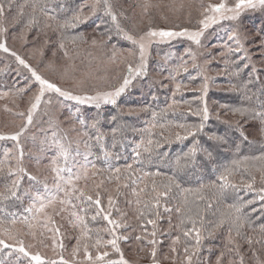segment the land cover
I'll return each instance as SVG.
<instances>
[{
  "label": "snow or ice",
  "instance_id": "obj_1",
  "mask_svg": "<svg viewBox=\"0 0 264 264\" xmlns=\"http://www.w3.org/2000/svg\"><path fill=\"white\" fill-rule=\"evenodd\" d=\"M139 7L137 23L134 10L130 14L118 0H0V53L13 58L17 77L0 90V101L13 105L5 110L16 117L11 130L0 131V141L13 142L0 157V264H132L121 248L129 240L147 251L150 264H264V30L258 42H249L240 26L245 12H264V0L201 3L192 28L158 27L149 11L155 6L144 0ZM187 20L193 21L191 11ZM90 21L91 36L76 31ZM214 25L222 26L228 42L218 52L202 51ZM10 40L32 47L23 55ZM174 40L190 45L168 69L172 102L160 111L145 105L105 117L106 107L120 109L118 101L136 83L148 81L153 101L158 97L152 86L169 88L149 79V61L154 45ZM85 57L87 70L79 71L76 61ZM213 63L223 65L215 76L209 74ZM182 74L200 83L177 80ZM218 77L229 78L221 90L240 97L239 106L219 104L223 113L210 109L207 99L210 87L220 88ZM186 90L199 93V106L184 102L198 122H165L181 107L175 96ZM86 109L95 114L86 115ZM137 111L150 112L147 127L121 119ZM229 115L236 119L222 118ZM213 116L226 125L222 133H205ZM106 120L114 125L110 141L101 128ZM128 133L141 138L129 140ZM189 138L191 147L173 158L166 146ZM252 148L256 153L246 154ZM257 182L258 208L256 198L242 195L256 191ZM129 193L134 199L124 202L133 207L135 224L118 207ZM164 219L167 229L160 225ZM69 238L75 241L70 250ZM166 240L168 253L161 260L158 251ZM216 240L221 243H211Z\"/></svg>",
  "mask_w": 264,
  "mask_h": 264
},
{
  "label": "trees",
  "instance_id": "obj_2",
  "mask_svg": "<svg viewBox=\"0 0 264 264\" xmlns=\"http://www.w3.org/2000/svg\"><path fill=\"white\" fill-rule=\"evenodd\" d=\"M118 3L122 4L124 8L127 9V6L129 5L128 0H118ZM249 12V11H248ZM253 12V11H250ZM247 13V12H246ZM255 16L254 19L249 20L248 22H242V31H244L245 33L248 34L249 37V42L255 40V41H259V39L261 38L259 35H255L258 33V27L260 26L262 30H264V12L261 11H254ZM198 16V12L196 13V17ZM195 16H193V21L191 24H189V27H195ZM257 24V27H254V24ZM181 26H184V24L179 23ZM240 24V26H241ZM221 25H214L212 26L209 31L213 33V35H211L210 37V41H207L205 43L207 50L206 51H212V52H218L221 50V48L219 47V45L226 43L225 40L220 39V35L218 34L219 29L221 28ZM256 29V30H255ZM77 32L83 33L85 35L91 36L93 34V25L92 22L90 21L88 24L86 25H81L80 28H78L76 30ZM29 40L31 41V34H29ZM183 44L184 46H181V48L184 47L187 48L190 45V42L187 40H183ZM212 45H217L218 47L213 48ZM9 46L10 47H14V44L12 43V41H9ZM29 45L25 46L24 48H22L21 54L23 51H25L27 49ZM125 47H128V45H124ZM193 47V49L195 48L194 45H191ZM253 51L255 52V47H253ZM50 54V52L47 53V55ZM258 56V54H257ZM257 56H254V60L257 59ZM219 59V58H218ZM34 63V61H33ZM258 63V60H257ZM5 65H9V68H5ZM223 65L222 64H216L213 63L211 65V69L212 71L209 73L210 75L215 76V71L218 70L219 68H222ZM16 68V64L13 60V58L8 57L6 54L4 53H0V69H4L3 71H0V90H7L9 87H11L13 81L15 79H17L15 71H13V69ZM168 69H164L163 70V74H161L162 77V82L165 84H169V88H161L159 86V84H156L155 86L151 87V91L153 93H155L158 97L157 100L153 101L151 99V97L148 95L149 92V86H148V82L147 81H141L139 83H137L136 85H139L138 87H134L131 88L124 96H122L120 98V100L118 101L119 105H120V109L117 108H112L111 106H107L105 111H104V116L105 117H110L111 115H118V113L120 112L121 109H123L124 111H127L129 108H134V109H139L145 105L150 106L151 109L156 110V111H160L164 108L167 107L168 104H170L172 102V95H171V91L173 86L171 85V83L166 79L167 75H168ZM247 71V70H246ZM228 77H218L216 79V85H219L220 88H217L216 86H212L210 87L209 90V94H208V102H209V107L210 109H212L213 111L215 110H220L221 113L224 112L223 109H219V104H228L231 107H235V106H239L240 104V97L227 92L225 90H221L223 89L224 85L227 84L228 82ZM235 79V78H232ZM177 80L183 81L185 84H189L190 86H198V84L200 83L199 80L197 81H190L187 77L186 74H182L180 77H177ZM199 95V93L196 92H192V91H184L182 93H177V95L175 96V99L177 101H179L181 103V107L176 111L175 115H173L171 112H169L168 116L164 117L163 120L165 122H167L168 120L174 121L176 123H196L198 122V119L196 117H193L191 115L188 114L187 112V105H185V101L190 102L191 105L193 107L199 106L200 105V101L196 99V97ZM2 102H4V104L0 107L2 109H0V131H4L7 132L8 130L5 128V125L3 124L2 126V121L4 122H8L10 123V126H12L11 120L14 121L16 119V117L13 115L12 112L6 111L5 110V106L7 107H13V105L11 104V102L9 100H2ZM25 105L22 103L21 107H24ZM65 111H67L65 109ZM85 114L86 115H94L95 114V110L94 109H86L85 110ZM222 118L224 119H236V117H233L231 115L229 116H222ZM121 119L123 121H126L129 125L133 126V127H137V128H144L147 127V122L150 121L151 119V114L150 112H141V111H137V114L132 115V116H123L121 117ZM160 119V118H158ZM114 125L112 124V122L110 120H106L105 123H103L101 125L102 130L105 133H109L108 139L109 141L111 140V136H110V129L113 127ZM226 128V125L218 122L215 119V116H213L212 119H210L205 127V133L207 134H213V133H222ZM155 132H159V129H154ZM128 139L129 140H139L140 134H136L135 136H133L131 133H128ZM250 138H252V134L249 133ZM258 138V137H257ZM200 141L202 144H207V137L206 135H201L200 136ZM11 141H0V157H2V150L4 147H11L12 146ZM193 143V139L189 138L186 141L181 142H174L172 145L170 146H166L168 148V151L170 152V155L175 158L177 156L182 155L184 152H186L188 150L189 147H191ZM131 147L132 145H129L125 154L128 155L129 157L131 156ZM256 153V149L252 148L249 149L247 151L246 154L248 155H252ZM258 154V153H257ZM225 155H229V154H225ZM231 159V156L229 155V160ZM130 162V160L128 161ZM224 163H228V160L223 161ZM125 163L124 160L120 161V164L123 165ZM164 171H168L167 169H164ZM214 175L212 176H206L205 177V181L207 182V180L209 179H214ZM256 191L253 192H244L242 193V195H244L245 199H252V198H256L257 202L255 205H253V207H259L260 204L262 202L259 201L258 196H259V188H260V184L259 182H257L256 184ZM125 192H128V190H124ZM128 199V200H133L134 197L131 196V194L129 193L126 197L122 196L119 198V204L118 207L121 209V211L127 212L128 216H129V221L132 224H135V220L132 219V215H133V207L130 205H127L124 201ZM119 213L117 212H113V216H118ZM173 222L175 223V218H173ZM104 222L103 221H97L96 226H101ZM160 225L163 229H167V219H164L162 221H160ZM65 229L69 232H71L70 229H67V225H65ZM123 231V230H121ZM137 233H133V235L138 234ZM173 235H175V233H173ZM75 241L71 238L66 239L65 240V244L70 247L72 244H74ZM170 243V241H165V244L160 246V249L158 251V258L159 259H163V254H167L168 253V247L167 245ZM206 243H210L209 241H206ZM211 243L219 245L221 243L220 240H216V241H211ZM245 247H247L245 245ZM121 248L124 251L125 257L130 260L132 262V264H150V260L148 259V255H147V251L145 252H140L139 251V243L134 241V240H129L128 242H121ZM214 251L218 252L219 248L214 249ZM49 255H51V252H49ZM67 255V253H66ZM204 255L206 256L207 254L204 253ZM163 264H169L168 261H163ZM247 264H251L250 261L247 262Z\"/></svg>",
  "mask_w": 264,
  "mask_h": 264
},
{
  "label": "rangeland",
  "instance_id": "obj_3",
  "mask_svg": "<svg viewBox=\"0 0 264 264\" xmlns=\"http://www.w3.org/2000/svg\"><path fill=\"white\" fill-rule=\"evenodd\" d=\"M128 2H129V5L127 6V9L129 10L130 14L134 10L135 20L137 21V23H139L140 19H141V14H142V10L139 7V5L143 4L144 0H128ZM149 2L155 6V7L151 8L149 11L152 14V16L155 18L156 26L166 28V27H173L174 25L179 24V23L184 24V22H185V24L183 27H189L190 25H189L188 20H187V13L189 11H191L192 17L193 16L196 17L197 8L199 7V5L201 3L207 4L209 2V0H149ZM211 2L216 3V2H219V0H211ZM229 2H231V0H229ZM181 4L184 5V7L182 9L180 8ZM189 5H192V7L190 8ZM253 13L254 12H250V11L247 13L245 12L240 18V24L243 21L249 23V20L254 19L255 14H253ZM162 15L168 17L167 22L160 19V17ZM144 21L145 22H144L143 26L146 27L147 26V18L146 17L144 18ZM229 23H231V22L225 21L224 25L226 26ZM242 24H241V27H242ZM254 27H257L256 23L254 24ZM189 28H192V27H189ZM258 30H259L258 33L262 31L260 26L258 27ZM218 34L220 35V39L225 40V42H228L227 41V35H226V33L222 27L219 29ZM211 35H213V33L208 30L205 33V36H204L202 42L205 44L207 41H210ZM255 35H257V34H255ZM183 43H184L183 40H174L171 43L159 44V45L153 46L152 56H151L150 61H149L150 73H151L149 79L161 81L162 80L161 74H163V70L167 69V68H171L175 64L179 63V60L177 58L180 57L181 55H183L185 52V49H186V48L184 49V47L181 48V46H184ZM14 47L19 51L22 48H24L21 46L20 41H16L14 43ZM31 47H32V45L30 43L29 46L27 47V49L22 52V54L27 55L28 50ZM194 47H195V45H194ZM205 49L207 50V48H205ZM205 49H203L202 51L206 52ZM47 56L50 57L51 53L48 54ZM165 56L169 57L167 63H165V60H164ZM76 64H77L79 71L87 70V58L86 57H85V60L83 63H81V60L78 59L76 61ZM161 65H163V70H161V67H160ZM53 78L55 79L56 77L53 76ZM110 82L114 83L115 81L111 80ZM98 83H99V86L101 88H103L105 86V84L103 82H98ZM138 86L139 85H136V87H138ZM3 104H4V102L0 101V107ZM0 109H2V108H0ZM59 115H60V118L63 120L67 116V111L63 110L62 112L59 113ZM12 122L13 121L11 120V123ZM3 124L5 125V128L8 131L11 130L10 123L2 121V126H3Z\"/></svg>",
  "mask_w": 264,
  "mask_h": 264
}]
</instances>
